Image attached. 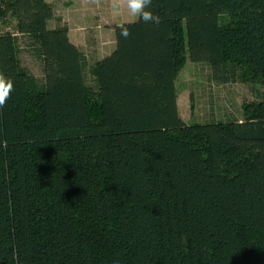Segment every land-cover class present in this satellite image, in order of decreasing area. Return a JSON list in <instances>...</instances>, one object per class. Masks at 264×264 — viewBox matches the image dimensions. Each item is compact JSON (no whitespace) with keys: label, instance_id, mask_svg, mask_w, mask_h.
<instances>
[{"label":"trees","instance_id":"obj_1","mask_svg":"<svg viewBox=\"0 0 264 264\" xmlns=\"http://www.w3.org/2000/svg\"><path fill=\"white\" fill-rule=\"evenodd\" d=\"M150 10L93 62L46 0H0V264H264V94L188 124L176 87L188 59L264 87V0Z\"/></svg>","mask_w":264,"mask_h":264},{"label":"rangeland","instance_id":"obj_2","mask_svg":"<svg viewBox=\"0 0 264 264\" xmlns=\"http://www.w3.org/2000/svg\"><path fill=\"white\" fill-rule=\"evenodd\" d=\"M56 4L60 10L65 4L67 9L70 8L67 12L71 15L81 11L98 19L100 15L97 16V13L102 14L104 19L113 15L111 0H99V3L96 0H56ZM71 4L72 7H70ZM114 16L119 18L118 23H130L138 18L130 16L126 11H121L119 15L114 14ZM104 28L108 30L106 29L99 37H96L90 30L81 32L86 47L104 52L114 45L115 38L109 33V27H102V30ZM20 60L23 67L28 69L34 77L40 81L43 80L40 62L31 54L23 40L21 41ZM210 75V68L207 64L193 63L188 59L178 76L176 87L179 114L188 124H205L231 119L243 120L244 103L255 101L264 94V87L261 85L253 86L243 83L224 85L212 81ZM88 82L92 83L90 77H88Z\"/></svg>","mask_w":264,"mask_h":264},{"label":"crops","instance_id":"obj_3","mask_svg":"<svg viewBox=\"0 0 264 264\" xmlns=\"http://www.w3.org/2000/svg\"><path fill=\"white\" fill-rule=\"evenodd\" d=\"M46 1L54 7L55 11V19L51 20L48 23L49 29H55L57 26H59L57 19H61V25H67L69 28V38L71 42L75 44L81 50L82 53L85 54L89 61L96 62L102 60L110 56V54L115 50L116 43H113L114 45L104 52H100L101 50L96 51V49L92 50V48H88L86 47V44H84L85 41L83 38V34L81 33L83 30H90L94 32L96 37H99L101 33H104V31H106L107 29L104 28V30H102V27H109V33H111L112 36L115 38V32L113 28L116 26H121L122 24H124V22L118 23L119 18L114 16V14L111 15V17L108 19L105 18L106 21H104L105 19L103 18V15L99 13H97V16L100 15V19L94 16L92 17L91 14L82 11L77 12L75 15H71V13L67 12L68 10H70V8L67 9L65 4L62 6V10H60L59 8H57L56 0ZM72 6L73 5L71 4L70 7Z\"/></svg>","mask_w":264,"mask_h":264},{"label":"clouds","instance_id":"obj_4","mask_svg":"<svg viewBox=\"0 0 264 264\" xmlns=\"http://www.w3.org/2000/svg\"><path fill=\"white\" fill-rule=\"evenodd\" d=\"M99 3V0H96ZM152 0H111L113 14L119 15L121 11H126L130 16L139 17L145 23H160V17L150 9ZM128 27L121 26L120 36L127 39L130 36ZM14 91V81L0 72V108H3L11 98Z\"/></svg>","mask_w":264,"mask_h":264}]
</instances>
